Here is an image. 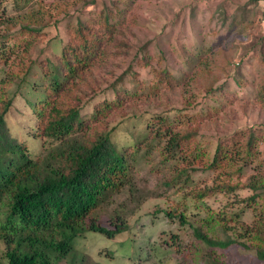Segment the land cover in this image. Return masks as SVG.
Here are the masks:
<instances>
[{
	"label": "trees",
	"instance_id": "obj_1",
	"mask_svg": "<svg viewBox=\"0 0 264 264\" xmlns=\"http://www.w3.org/2000/svg\"><path fill=\"white\" fill-rule=\"evenodd\" d=\"M260 1L232 6L234 19L235 14L241 17L239 29L253 24ZM132 5L133 0H0V242L6 264H84L86 258L79 257L76 248L78 239L89 232L109 239L127 232L131 223L123 218L121 208L113 212L109 208L116 196L128 192L134 198L138 193L132 164L145 145L146 155L153 146L160 151V164L169 175L164 176L162 186L179 193L190 190L186 199L203 204L210 197L248 189L253 194L241 201L248 207L264 200V175L260 177L258 168L251 167L254 149L264 145V127L240 129L221 140L212 159L206 160L193 125L231 109L233 99H243L246 86L249 97L253 93L251 98L264 104V50H260L261 68L252 81L240 68L229 74L241 88L236 93L229 91L227 83L220 84L219 72L225 73L231 65L227 59L226 64L219 62L218 56L225 55L222 43L211 47L207 57L184 47L176 56L181 61L176 73L166 65L152 64L149 43L138 49L137 65L142 71L129 65L118 74L121 62L134 49L130 36L135 33L129 25L134 21L128 15ZM51 32L54 35L48 41ZM234 34L225 48H239L235 42L240 36ZM255 44L264 47V36ZM160 52L161 60L165 59ZM144 70L152 76L150 81L140 80ZM128 78H132L130 89L125 85ZM13 87L16 90L10 95ZM109 90L112 99L93 103ZM176 92L182 97L180 112L187 122L176 124L164 115H153L142 140L121 151L116 148L113 123L118 117L137 107L161 105ZM18 97L30 111L28 132L22 139L9 126ZM199 103L201 111L190 116L187 110ZM89 105L93 113L83 116ZM28 136L38 150L30 147ZM248 172L247 185L232 183ZM203 174L215 183L198 185L196 177ZM145 203L135 205L132 213ZM187 212L171 207L148 213L150 226L161 221L159 214L170 225L148 252L161 246L171 248L180 264L190 260L191 264H264L261 219L257 229H239L227 223L226 214L202 217L194 224L190 218L195 215ZM104 213L110 216V226L103 222ZM140 225L145 229L146 225ZM234 248L244 257L232 263L227 254ZM220 250L224 253L219 256Z\"/></svg>",
	"mask_w": 264,
	"mask_h": 264
},
{
	"label": "rangeland",
	"instance_id": "obj_2",
	"mask_svg": "<svg viewBox=\"0 0 264 264\" xmlns=\"http://www.w3.org/2000/svg\"><path fill=\"white\" fill-rule=\"evenodd\" d=\"M229 1L231 3H226L228 4L226 5L225 0H133V5L129 8L130 10L128 9V15L134 21L129 23L130 29L135 33V37L130 36L134 43V49L130 57L121 62L122 67L118 74L129 65H133L136 71H142L137 65L138 49L149 43L148 51L152 64L166 65L174 73L181 66V61L179 62L176 56L182 53L183 49H197L199 53L207 57L211 55V52H208L211 47L222 43L221 50H225V55L218 56L219 62L221 65L226 64L225 60L227 59L231 65L227 67L228 70L225 73L219 72L222 78L220 84L227 83L228 89L232 93L241 90L229 74H236L240 71L249 81H252L253 77H257L261 68L260 50H264V47L260 44L256 46L255 43L264 36V0L259 2L258 16L253 24L249 28L246 26L243 30L238 27L241 17H236L235 14L234 19L233 13L236 11L232 13L230 11L234 10L233 5H243L248 0ZM226 11H228V18L224 22L223 15ZM77 14L79 13L74 15ZM252 18H255V12H252ZM234 33H237L241 38L235 42L239 48L236 49L235 46L225 48V42H228L230 37L233 38ZM53 35L54 33L51 32L47 40L49 41ZM160 51L165 54V59L161 60ZM37 53L38 55L41 53V48ZM244 54L246 55L245 58ZM237 62L239 65L235 64ZM237 68L240 70L238 71ZM2 78L3 72L0 71V85ZM139 78L150 81L152 76L144 70ZM131 80L132 78H128L125 83L129 89L132 85ZM243 82L241 81V83ZM245 88L247 89L248 86ZM245 88L242 94L243 99H233L234 103L230 105L231 109L228 108L223 114L221 113V116L205 121L197 120L193 124L198 130L196 142L200 145L199 150L204 153L203 158L205 157L206 160L212 159L214 149L221 140L232 137L240 129L255 125L264 127V104H260V100L257 98H251L254 97L253 93L249 97L250 95ZM15 90L16 88L13 87L10 95ZM28 96L31 95L28 94ZM113 97L112 91L109 90L106 94L99 95L93 100V103ZM160 103L163 104L137 107L136 111L130 110L127 115L118 117L114 121L113 126L116 127V130L113 133V142L118 150L121 151L127 146H134L142 140L147 132L146 124L151 122L150 117L153 115H164L170 120L176 121V124L179 120L187 122L188 118H184L183 113L180 112L184 105L179 92L170 94L164 102ZM245 103H249V107L246 109H244ZM201 108L202 104H196L193 108H189L187 113L193 117L198 115ZM92 113L93 107L89 105L84 109L83 116H89ZM29 114L30 111L25 102L18 97L9 116V126L20 139L28 132L25 125L29 123ZM15 128L21 130L16 131ZM26 139L33 150L39 149V146L31 140L32 137L28 136ZM145 147L146 145L142 146L132 164V173L138 193L135 194L134 198L128 192L116 196L114 205L109 208L110 212L121 208L119 211L123 213V218L129 219L131 228L127 232L117 235L114 239L94 232H89L84 238L78 239L76 248L79 257L86 258L84 264H180V258L172 253L171 248L165 249L161 246L158 250L153 248L152 252H148L150 245L155 243L160 234L170 228L162 214H159L158 217H161V221L158 220L155 227L151 223V226L147 223L148 213L152 214L157 209L167 210L175 207L179 208L180 211H188V214L195 215L190 218L194 224L199 223L202 217L216 215L223 218V214H226L227 223L232 228L249 227V229H257L260 219L264 222V200L253 203L249 207L245 202H241L253 194L248 189L231 194H219L200 204L193 201L191 197L185 198L188 195L186 193H191L190 190L179 193L162 186L161 182L164 176L169 175L164 166L160 164V151L153 146L151 153L146 155L147 149ZM251 167L258 168L257 174L260 177L264 175V145H257L254 149ZM249 176L250 172L242 178L235 177L232 183L240 184L243 187L247 185ZM222 178H225V175H222ZM196 179L197 184L201 187L212 186L215 183L213 178H208L205 174L196 177ZM193 186L194 189H197L196 185ZM143 200L146 203L138 212L132 213L135 205L140 204ZM108 213H104L102 219L106 225L110 226ZM236 213H239L240 216H235ZM260 214L263 218L259 216ZM139 219L141 222L137 224ZM141 223L146 225L145 229L144 227L141 228ZM188 239L189 237H186V240ZM221 253L224 252L220 250L219 256ZM227 255V259L231 260L232 263L240 261L244 257L241 256L237 248L231 250ZM6 262L3 245L0 242V263L6 264ZM191 263L190 260L187 264ZM61 264H67V262Z\"/></svg>",
	"mask_w": 264,
	"mask_h": 264
},
{
	"label": "crops",
	"instance_id": "obj_3",
	"mask_svg": "<svg viewBox=\"0 0 264 264\" xmlns=\"http://www.w3.org/2000/svg\"><path fill=\"white\" fill-rule=\"evenodd\" d=\"M231 2V1H230Z\"/></svg>",
	"mask_w": 264,
	"mask_h": 264
}]
</instances>
